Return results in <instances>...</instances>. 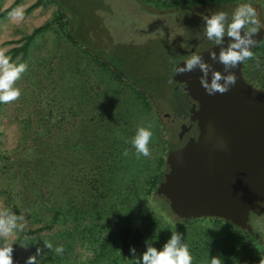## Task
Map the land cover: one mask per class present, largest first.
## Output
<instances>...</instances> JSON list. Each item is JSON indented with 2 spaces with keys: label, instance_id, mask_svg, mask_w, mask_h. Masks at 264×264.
Instances as JSON below:
<instances>
[{
  "label": "rangeland",
  "instance_id": "374dc122",
  "mask_svg": "<svg viewBox=\"0 0 264 264\" xmlns=\"http://www.w3.org/2000/svg\"><path fill=\"white\" fill-rule=\"evenodd\" d=\"M12 1L0 0V11ZM103 1L105 8L100 15L106 30L101 39L108 53L105 58L129 79L128 83L144 90L147 97L146 105L125 81V85L118 86L114 94L122 104L119 108L125 121L118 125L121 128L117 134L121 140H132L138 127L151 125L153 135L148 145L151 157L137 158L131 145L125 161L120 158V168L110 170L112 165L104 155L106 160L98 172L94 146L86 152L88 163H78L80 157L73 154L71 147L82 141L98 142L102 152L108 151L106 147L111 150L116 147L107 140L113 136L107 127L108 124L111 127L113 111L110 112V105L104 106L100 92L103 85L99 88L94 85L102 77L99 68L80 49L67 44L54 26L40 31L24 56L11 58L14 64L28 66L14 85L21 91L20 98L9 104L0 103V211L10 210L23 217L26 225L7 241L0 239V245L13 244L18 264H25L37 248L42 250V256L37 257L38 264H137L147 246L162 250L176 231L188 246L192 264H210L212 257H219L222 264H259L264 258L262 252L250 245L254 251L250 253L241 242L229 240V231L221 230L207 218L165 230L166 223L161 219L157 223L160 217L149 211L141 189L127 204L120 181H125L126 176L130 180L131 171L142 164L146 166V181L158 170L166 171L164 159L174 137L167 130L163 114L170 113L172 105L182 101L172 91L173 69L187 60L191 48L215 44L205 34L204 17L224 11L228 14L227 25L237 6L251 4L264 29V0L165 11L151 7L144 10L142 4L133 0ZM33 2L19 0L12 11L0 18V51L9 57L11 48L19 46L22 38L49 21L57 10L54 3L47 2L26 12ZM94 26L96 39L100 41L97 32L100 28L95 23ZM254 56L256 59L248 60L242 71L252 87L261 89L264 87V43ZM103 127L107 132L102 136L97 130ZM46 134H60L67 145L57 156L62 166L58 174L47 167L50 154L43 148L49 147L50 139ZM48 174L55 176L58 183L49 181ZM112 175L117 176L113 183ZM157 199L163 203L161 198ZM52 203L61 211L57 223L52 220L57 209L51 207ZM94 213L100 215H91ZM260 219L257 224L264 232V212ZM250 224L254 225L253 219ZM124 229L130 231L135 256L130 250L120 255L119 239ZM44 241L52 243V250L45 247ZM61 245L64 251L57 254L55 248ZM253 255L257 258L249 257Z\"/></svg>",
  "mask_w": 264,
  "mask_h": 264
},
{
  "label": "water",
  "instance_id": "95a60500",
  "mask_svg": "<svg viewBox=\"0 0 264 264\" xmlns=\"http://www.w3.org/2000/svg\"><path fill=\"white\" fill-rule=\"evenodd\" d=\"M263 38L260 26L250 50ZM232 42L225 35L222 43L194 53L211 65L209 82L214 71L228 74L218 58ZM213 52L216 61L211 59ZM242 64L230 70L236 84L224 94H207L198 67L184 74L174 72L171 78L182 84V91L193 103L188 113L197 131L194 138L167 151L166 171L154 190L177 220L217 218L250 231V216L264 212V90L246 82Z\"/></svg>",
  "mask_w": 264,
  "mask_h": 264
},
{
  "label": "trees",
  "instance_id": "16d2710c",
  "mask_svg": "<svg viewBox=\"0 0 264 264\" xmlns=\"http://www.w3.org/2000/svg\"><path fill=\"white\" fill-rule=\"evenodd\" d=\"M134 2H137L138 4H142L143 9L146 10L148 7L155 8L161 11L173 9V10H179L182 8H189L194 7L195 5H230L236 2H239V0H183V1H175V0H133ZM247 1V0H246ZM249 2H253L256 0H248ZM19 0H13L12 3L0 11V18L3 17L8 12L12 11L14 7L18 4ZM47 2L54 3L57 6V10L54 14V16L47 22H45L43 25L38 26L34 28L30 34L26 35L24 38H22V43L19 46H15L11 48V58L16 57L17 55L24 56L26 54L27 48L29 44L31 43L33 37L38 34L40 31L45 30L49 27L54 26L59 34L63 36V38L67 41V44L77 47L80 49L81 53L88 58L91 61V64L95 66L96 68H99L100 76L105 77L99 79L96 84H94L97 88H99L101 85L103 87L100 91L102 94V100L105 105H110L111 111H113V114L111 112V127L108 124L107 127L111 128V134L113 136L107 138L108 141L112 142L115 148L112 150L109 149V147H106V152H102L101 148L99 147V143L91 140L81 142L78 144V146L71 147V150L73 151V154H77L80 159L78 160V163L82 165H86L88 163V159L86 158L87 151H90L95 147V163H96V170L98 172L102 169V163L106 159H103L104 155H107V160L111 163L112 168L110 170H116L119 167L120 158L122 157L125 161L126 158L123 153L125 150L129 151L131 144V139H127L126 141L121 140L119 138L117 132L121 128V124L124 123V115L121 114V109L119 107H122V104L118 101V99L115 97V92L117 89H119L118 86L125 85L123 81L127 83L126 86L134 90V94H136V97L141 100L142 103H147V97L144 90H140L136 86H134L131 83H128L126 77H124L120 72H118L105 58L106 55H108L107 49L105 48L106 45L102 44L101 39H103L104 31L106 30L102 27L101 23V15L100 13L104 12V1L98 0V2L95 4V0H35L30 6L26 8V12L38 7L39 5L45 4ZM248 2V3H249ZM172 3V4H171ZM246 3V2H245ZM98 4V5H97ZM94 23L96 26L100 28L98 30V35L100 37V41L96 39V32ZM81 31L83 34L80 35ZM95 34V36H93ZM264 43V38L262 41L251 50L253 54H257ZM183 45V42H182ZM248 60L244 61L242 66L247 62ZM242 76L246 80L248 84L249 81L245 77V72L242 71ZM253 86V85H252ZM261 90H264V87H260ZM146 103H145V102ZM101 103V102H100ZM184 103V102H183ZM147 105V104H146ZM127 110V109H126ZM120 125V126H118ZM123 126V125H122ZM102 136L107 132L104 130V127L102 130H97ZM48 138L50 139L49 147L43 148L44 152L48 150L50 156L48 160L47 167L53 172V174H58L57 171L61 169L62 166L59 165L60 160L58 161V157L64 152L67 148L66 143L62 140V138L59 135L54 134H46ZM117 139V141H116ZM168 148H171L170 144H168ZM75 149V150H74ZM77 149V150H76ZM110 150V151H109ZM75 152V153H74ZM132 154V153H130ZM128 156V155H127ZM128 158V157H127ZM103 159V160H101ZM101 167V168H100ZM120 168V167H119ZM132 170V169H131ZM130 170V171H131ZM146 166L140 165L139 167L135 166V169L131 171V175L133 177L130 180H127V176L125 178V181H120L122 188L120 187L122 194L125 192L126 194L123 196L124 199H126L127 204H130L134 197L137 195L138 189L142 191L143 198H145V201L148 203L149 211H152L154 214L158 215L163 222H165V230L166 229H172L175 230L180 225L185 224H191L192 222L204 220L205 218L200 219H191V220H177L169 211L166 202L163 200V198L158 197L154 194V190L158 184V182L161 181L162 178V169L158 170L156 174L153 175L152 179L146 181L147 175H146ZM108 171V170H107ZM47 173H45L44 176H46ZM47 178L49 181H55L58 183V180L55 176L47 175ZM117 178L116 175L111 176V183L115 181ZM119 181V180H118ZM123 182V183H122ZM134 184V185H133ZM58 186V185H57ZM118 193L119 190H118ZM121 196V194H120ZM126 197V198H125ZM157 198H161L163 200L162 202L157 201ZM121 203V198L119 200ZM52 208H57L55 216L53 217V222L57 223L59 216L61 215V211L56 205H51ZM54 210V209H53ZM107 210V209H106ZM111 210V209H109ZM108 210V211H109ZM91 215H100L99 213H94ZM261 216L255 217L250 216V219H253L254 225L252 226V229L250 231H242L238 228L234 227L228 222H225L223 220L217 219V218H210L206 220H210L217 224L219 228L222 230H227L230 232L229 240H231L234 243L241 242L242 246L245 245L246 248L250 253H253V249L257 248L262 254L264 255V232H261L260 229L263 227L258 226L257 222L262 220L260 219ZM90 219V218H89ZM160 221H157L159 224ZM262 222V221H261ZM260 223V222H259ZM164 226V225H162ZM232 234V235H231ZM139 233L136 232V239L138 238ZM162 237V236H161ZM132 238H130V231L128 229H124L122 233L120 234V255H124L129 253V250L132 247ZM244 247V246H243ZM14 249V247H13ZM251 259H256L255 255L252 257L249 256ZM13 262L14 264H18L17 257L15 255V252L13 251Z\"/></svg>",
  "mask_w": 264,
  "mask_h": 264
},
{
  "label": "clouds",
  "instance_id": "9594fccd",
  "mask_svg": "<svg viewBox=\"0 0 264 264\" xmlns=\"http://www.w3.org/2000/svg\"><path fill=\"white\" fill-rule=\"evenodd\" d=\"M227 19L228 14L224 11H218L210 17H204L205 34L208 40L220 44L225 35L232 38L233 42L229 44L226 50H221L218 58V62L224 66V72L228 73L227 75L214 71L209 82L208 76L211 65L205 63L199 55L191 56L186 60L183 67L173 69L175 74H184L198 67L203 73L200 77V83L209 95L228 92L236 84V76L230 70L246 60L256 59L250 50L256 43L253 37L260 29V20L256 8L251 4L239 5L232 12L231 22L226 25ZM242 30L243 36L241 35ZM211 59L217 60L214 52L211 53ZM257 66H259L258 61ZM27 67L25 63L19 65L12 63L11 57L0 51V103L9 104L20 98L21 91L14 85L27 71ZM169 82L171 83V81ZM150 129L151 125L138 127L136 135L131 141L136 150L137 158L141 156L151 157L148 145L153 133ZM123 155L127 156L128 151L125 150ZM23 219L10 210L0 211V239L7 241L17 232H22L26 227L25 223L22 222ZM44 245L48 250L53 248L52 243L48 241H44ZM13 251V244L5 242L0 245V264H14ZM55 251L57 254H62L63 246H57ZM130 252L135 256V248H131ZM41 256L42 250L37 248L36 254L29 256L25 264H38L37 257ZM192 259L187 244L182 242L181 235L173 231L171 238L164 244L162 250L158 251L155 247L147 246V250L142 254V260L137 259V264H192ZM210 264H222V260L219 257H212ZM259 264H264V258L260 259Z\"/></svg>",
  "mask_w": 264,
  "mask_h": 264
},
{
  "label": "flooded vegetation",
  "instance_id": "af4514ba",
  "mask_svg": "<svg viewBox=\"0 0 264 264\" xmlns=\"http://www.w3.org/2000/svg\"><path fill=\"white\" fill-rule=\"evenodd\" d=\"M206 48H208V46H204L202 48L201 46H196L192 48L193 52H188L189 57L187 59L193 56L194 53H196L197 51L204 50ZM172 91L175 94H178L177 98H181L182 101H177L175 103L176 106L174 102H172L174 105L170 103L173 106L170 108V113L163 114V118L166 120L165 123L167 125V130L169 131V134H172L174 137V140L170 145L171 148H169L167 151L180 147L187 139L194 138L197 132L195 122L189 120L188 113V110L193 105V103L182 91V84L178 82H173ZM194 107H196L195 104Z\"/></svg>",
  "mask_w": 264,
  "mask_h": 264
}]
</instances>
